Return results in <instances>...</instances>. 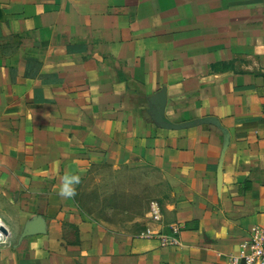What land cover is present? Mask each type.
<instances>
[{"label": "crops", "instance_id": "crops-1", "mask_svg": "<svg viewBox=\"0 0 264 264\" xmlns=\"http://www.w3.org/2000/svg\"><path fill=\"white\" fill-rule=\"evenodd\" d=\"M102 166L153 169L161 221L84 209ZM0 220V264H228L264 225V0H0Z\"/></svg>", "mask_w": 264, "mask_h": 264}, {"label": "rangeland", "instance_id": "rangeland-1", "mask_svg": "<svg viewBox=\"0 0 264 264\" xmlns=\"http://www.w3.org/2000/svg\"><path fill=\"white\" fill-rule=\"evenodd\" d=\"M167 192L153 169L102 166L80 186L77 196L80 205L99 219L137 233L144 227L143 218L151 203L160 204Z\"/></svg>", "mask_w": 264, "mask_h": 264}, {"label": "built area", "instance_id": "built-area-1", "mask_svg": "<svg viewBox=\"0 0 264 264\" xmlns=\"http://www.w3.org/2000/svg\"><path fill=\"white\" fill-rule=\"evenodd\" d=\"M149 219L153 222H160L162 219V209L157 201L151 203V208L148 213ZM181 232V226L175 225L171 228V233L162 235L161 240L164 246L178 244V235ZM154 233L147 229L142 234L143 236L153 235ZM10 237L9 228L0 220V246L7 244ZM228 264H264V225L255 226L247 238L239 245V250L236 254L229 257Z\"/></svg>", "mask_w": 264, "mask_h": 264}, {"label": "clouds", "instance_id": "clouds-1", "mask_svg": "<svg viewBox=\"0 0 264 264\" xmlns=\"http://www.w3.org/2000/svg\"><path fill=\"white\" fill-rule=\"evenodd\" d=\"M80 182V177L79 176H74L72 178H65L64 184L61 186L59 189V195L62 197H72L75 196L76 194V189L74 187L75 184H79ZM73 186H69V185Z\"/></svg>", "mask_w": 264, "mask_h": 264}]
</instances>
